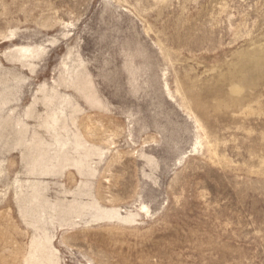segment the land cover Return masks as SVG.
<instances>
[{
  "label": "rangeland",
  "instance_id": "374dc122",
  "mask_svg": "<svg viewBox=\"0 0 264 264\" xmlns=\"http://www.w3.org/2000/svg\"><path fill=\"white\" fill-rule=\"evenodd\" d=\"M0 264H264V0H0Z\"/></svg>",
  "mask_w": 264,
  "mask_h": 264
}]
</instances>
